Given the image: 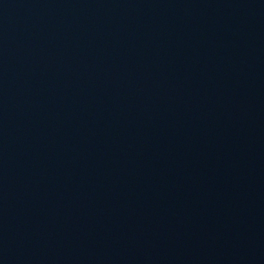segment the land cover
I'll list each match as a JSON object with an SVG mask.
<instances>
[{
  "label": "water",
  "instance_id": "water-1",
  "mask_svg": "<svg viewBox=\"0 0 264 264\" xmlns=\"http://www.w3.org/2000/svg\"><path fill=\"white\" fill-rule=\"evenodd\" d=\"M0 264H264V0H0Z\"/></svg>",
  "mask_w": 264,
  "mask_h": 264
}]
</instances>
